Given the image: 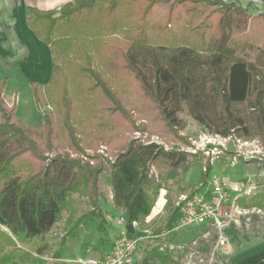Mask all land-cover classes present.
I'll return each mask as SVG.
<instances>
[{
    "label": "trees",
    "instance_id": "trees-1",
    "mask_svg": "<svg viewBox=\"0 0 264 264\" xmlns=\"http://www.w3.org/2000/svg\"><path fill=\"white\" fill-rule=\"evenodd\" d=\"M152 14L161 23L160 38L150 32ZM26 26L50 49V76L42 93L38 83L29 85L36 108L52 111L38 126L19 124L16 104L6 105L5 82H0V264H44L41 257L50 247L43 238L62 221L75 194L90 211L62 239L92 218L104 232L98 201L99 181L107 171L114 209L123 211L127 224H137L150 215L168 180L179 179L204 158L136 139L106 163L108 169L99 156L84 155L73 120L77 107L86 119L91 115L98 123L151 132L131 93L107 75L112 69L130 75L172 138L184 142L180 133L186 126L179 115L185 111L208 134L255 139L264 149V14L251 15L220 0H73L58 11L29 8ZM55 114L68 147L60 153H55ZM204 160L207 174L210 160ZM250 201L262 208L264 194ZM173 209L155 233L172 228L178 218ZM160 249L149 250L141 264H180Z\"/></svg>",
    "mask_w": 264,
    "mask_h": 264
},
{
    "label": "rangeland",
    "instance_id": "rangeland-1",
    "mask_svg": "<svg viewBox=\"0 0 264 264\" xmlns=\"http://www.w3.org/2000/svg\"><path fill=\"white\" fill-rule=\"evenodd\" d=\"M220 1L225 4L232 3L257 15L264 14V3H262V0ZM255 4L258 5L256 11L252 10ZM157 19L158 16L156 17V15L152 14L150 16L149 29L152 35L160 38L162 36L160 31L161 23L157 22ZM107 75L113 80L115 86H119L121 90L128 94L131 93L130 96L134 98V104L137 105L139 112L149 121L147 127L151 132H131L126 127L120 125L98 123V120L91 115H88V119H86L85 116H82V114H85L83 113L84 110L81 107H77L73 120L77 126L82 144L86 146L84 155L91 157L99 156L103 165L108 169L106 163L112 162L115 159L116 153L128 141L136 139L142 144L155 143L168 151L185 152L192 156L201 155L204 157L203 159L201 158L202 161H197L190 165L187 171L180 176L181 181L175 178L168 180L163 185V190L159 192V196L161 193L163 194L167 207L165 208L164 205L162 213L152 220L146 221L144 219L136 224L135 233L133 234L137 238H140L138 249L141 252L136 264H141L145 254L157 245L160 246L162 252L168 251L180 264H223L225 255L222 251L225 245H232V243L234 244L239 242V240L246 239L249 237L248 232H254L256 236H259L258 233H263L264 235V207H252L251 199L248 202L243 200L242 203H239L242 208L247 210L248 215L241 220V223L237 227L229 229L227 242L223 246L219 245L216 235L211 230H202L199 227L183 228L179 225L178 218L168 232L155 233L160 227L165 225L168 215L174 210L177 198L183 194L181 188L186 190L185 193H189L199 186L207 188L212 180H221L229 188V194L232 199L245 193L247 187L251 189L250 195H253L252 193H254L253 196L264 194V149L260 147V144L255 139L235 140L234 138H221L208 134L202 126L188 117L185 111L179 115V118L186 126L180 133L182 138H184V142L174 139L162 128L154 109L148 106L146 100L137 93L133 80L125 70L122 68L112 69ZM9 77L14 84V86H10L9 90H14L16 88L15 77L12 75ZM16 89L19 101L16 114L18 123L20 124L22 121L28 120L32 123L31 125H39L40 119L42 122V116L51 113L52 109L46 106L42 111H39L35 107L30 86V91L26 90L24 86H18ZM39 90L42 93V86H40ZM70 92L76 104L77 99H75L74 91L70 90ZM132 98H130L131 101ZM130 99L128 100L129 103ZM78 114H81V116H78ZM55 116V153H60L68 149V147L65 143L59 119L56 114ZM137 125L141 126V123L137 122ZM213 148L219 151V155L211 160L210 169L205 174L203 170L205 164L203 161H205L204 159H209V157L207 158L203 151ZM74 157H79L84 162L88 161L87 158L79 155H75ZM152 171L154 172V170ZM108 186L109 171L101 176L99 181V191L102 192L101 195L104 199L109 195L106 193ZM238 188L239 190H237ZM75 195L78 196L77 194ZM78 199L82 200L80 197ZM76 201V198L73 202L68 201V211L66 214H62L66 221V227L71 228L77 218L90 211V207L85 199L81 202H85L86 208H84L83 203L77 204ZM159 202H162L161 198ZM67 214L69 217L66 219ZM120 218L124 217L119 212H112L107 221L106 232L99 231L98 226L95 227L93 223H89L84 232H79L76 236L70 235L65 239H62V237L66 234L67 230L61 225L53 227L43 238L44 242H50L51 247L49 246V252L44 257H41V259H43L44 264L53 263L51 262L53 259L50 255L51 250L53 255L58 259L74 261L70 264L78 262V258L84 259L86 248L90 249L92 248L91 246L107 245L125 228L124 225L119 223ZM0 229L4 230V222L2 220L0 221ZM31 246L30 244H23L22 248L24 250H31Z\"/></svg>",
    "mask_w": 264,
    "mask_h": 264
},
{
    "label": "crops",
    "instance_id": "crops-1",
    "mask_svg": "<svg viewBox=\"0 0 264 264\" xmlns=\"http://www.w3.org/2000/svg\"><path fill=\"white\" fill-rule=\"evenodd\" d=\"M72 1L73 0H0V82H5V88L3 90L2 97L7 106H11L13 103L16 104L15 116L17 122L18 118L16 114L19 106V101L17 95L18 91L16 88L18 86H24L26 90L30 91V82H36L40 86H42L49 79L51 67V54L49 47L46 44L37 40V38L26 26V17L28 15V9L33 8L39 11H58L65 4ZM257 9L258 5H253L252 10L256 11ZM248 13L251 15H257L256 13L254 14L251 11ZM11 75L15 77L14 82L16 84V88H14V90H9L10 86H14L9 77ZM28 122V120H25L22 121L20 124L31 127L36 126L31 125L32 123ZM41 123L42 122L40 119L39 125ZM180 186L182 187L181 184ZM106 190V193H108L109 195H107L105 199L101 195L98 201V206L105 220L104 232H106L107 221L112 212H119L120 215L123 216V211L116 210L113 207L110 183ZM247 190L251 189L247 187ZM100 193L102 192L100 191ZM250 194L246 195V197H239L238 203L242 199L248 202V200L251 199L254 195L253 193V195ZM78 197L79 196L73 195L69 198L68 201L73 202L76 198V203H83L84 208H86L85 202H81L84 201V199L79 200ZM160 198L162 200L161 203L159 202ZM164 205L165 200L163 199V194L161 193L150 215L145 220H152L160 213H162ZM67 211L68 209L64 212V214H66ZM68 217L69 215L67 214L66 219ZM65 222L66 221L63 215L62 221L55 224L53 227H58L59 225H61L68 231L70 227H66ZM89 223H93L95 227L98 226V221L96 218L87 220L83 224H81L77 230L74 231V236H76V234L79 232H84L87 229ZM122 231L120 233H122ZM248 235L249 237H247L246 239L239 240V242L237 243H232V245H225L222 251L225 255V260L224 262H222L223 264H264L263 233H258L259 236H256L254 232H248ZM113 241L107 243V245L104 244L98 246H91L92 248L90 249L86 248L84 252L85 258H78L77 260L95 259L99 257L103 253V251L107 249V246L109 244L111 245ZM48 243L51 247L50 242ZM138 250L134 255L133 264H136L137 260L140 258L141 252L140 250ZM50 255L53 258L51 261L53 263L51 264H70L71 262H74L69 261L68 259L56 258L53 255L52 250L50 251Z\"/></svg>",
    "mask_w": 264,
    "mask_h": 264
},
{
    "label": "built area",
    "instance_id": "built-area-1",
    "mask_svg": "<svg viewBox=\"0 0 264 264\" xmlns=\"http://www.w3.org/2000/svg\"><path fill=\"white\" fill-rule=\"evenodd\" d=\"M203 152L207 158L209 157L210 162L219 155V151L214 148ZM250 193V190H246L245 193L232 199L229 188L221 180H212L207 188L199 186L189 193H183L174 204L178 209L179 225L183 228L209 229L216 235L219 245L223 246L227 242L229 229L237 227L248 215L247 210L239 205L238 198L246 197ZM119 223L125 227L127 225L124 218H120ZM132 225L135 230L136 224ZM139 239L124 228L99 257L78 260L72 264H133L134 255L139 247Z\"/></svg>",
    "mask_w": 264,
    "mask_h": 264
},
{
    "label": "water",
    "instance_id": "water-1",
    "mask_svg": "<svg viewBox=\"0 0 264 264\" xmlns=\"http://www.w3.org/2000/svg\"><path fill=\"white\" fill-rule=\"evenodd\" d=\"M125 229L130 234H133L134 233L133 225L132 224H127L126 227H125Z\"/></svg>",
    "mask_w": 264,
    "mask_h": 264
}]
</instances>
